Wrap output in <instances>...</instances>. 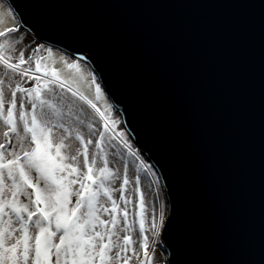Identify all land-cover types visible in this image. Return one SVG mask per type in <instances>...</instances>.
<instances>
[{"label":"water","instance_id":"95a60500","mask_svg":"<svg viewBox=\"0 0 264 264\" xmlns=\"http://www.w3.org/2000/svg\"><path fill=\"white\" fill-rule=\"evenodd\" d=\"M15 2L23 28L61 51L69 27L119 39L109 98L163 173L166 261L179 250L181 264H264L261 41L237 31L264 0Z\"/></svg>","mask_w":264,"mask_h":264},{"label":"snow or ice","instance_id":"6c2138e0","mask_svg":"<svg viewBox=\"0 0 264 264\" xmlns=\"http://www.w3.org/2000/svg\"><path fill=\"white\" fill-rule=\"evenodd\" d=\"M25 25L15 0H0V264H159L155 248L166 226L163 173L157 174L141 149H133L123 129L118 138L139 161L136 175L129 178L126 164L122 175L111 167L106 150V134L127 123L116 118L109 102L110 93H121L108 70L120 53L119 39L69 27L64 29L68 48L54 59L50 45L17 47L22 39L13 37ZM257 28L264 142V3L258 20L251 17L237 31ZM122 103L135 117V100ZM85 105L98 115L103 130L89 124L95 131L84 133L80 113ZM141 171L150 178L152 207ZM164 264H181L179 250Z\"/></svg>","mask_w":264,"mask_h":264},{"label":"rangeland","instance_id":"374dc122","mask_svg":"<svg viewBox=\"0 0 264 264\" xmlns=\"http://www.w3.org/2000/svg\"><path fill=\"white\" fill-rule=\"evenodd\" d=\"M13 39H22V42L19 43L17 45V47H26V46H33L34 47V44L35 43H39L24 28H22V30L19 33V35L17 37H13ZM53 49H54V51H53V58L54 59H58L61 50L56 49V48H53ZM40 54L41 55H47L43 51ZM57 66L58 67H62V65H60L59 63L57 64ZM65 71L67 72V69H65ZM81 90H86V89L85 88H82ZM109 102L112 103V101L110 100V98H109ZM99 106L101 108L105 107V102L103 100H101L99 102ZM84 108H85V111L83 113H80L81 119L84 120V124L81 126L82 127V130L84 131V133L87 135L91 131H95V129L103 130L102 129V122L99 120L98 115L95 114L94 111L90 107H88L87 105H85ZM114 115L116 116V118L119 121H123L121 114L119 113V111L117 110V108L115 106H114ZM89 124L95 125V129H91L90 130L89 127H88ZM121 129L124 130V132L126 133L127 138H130L131 139V143H132L133 149L138 148L133 143L132 138H131L128 130L126 129V126L124 125V123H118L116 125V130H115L114 133L106 134V149L107 148L110 149L111 150V153L113 154L112 157H111L112 158V161H113V164L111 163L112 166L114 168L120 169L121 170V175H122V173H123V166L126 164L127 165V168H128V175H129V178L131 179L137 173L139 161L136 159L135 156L130 155L129 152H128V150L124 147V145L120 143V139L118 137L120 135ZM108 135H111L112 136V139L108 140L107 139V136ZM78 147H79L78 144H73V148L74 149L75 148H78ZM141 154L143 155L144 159L148 163H151V162H149L147 160L146 156L142 153V151H141ZM157 174H158V171H157ZM140 175H141V180H142V188H143V190L149 196V207H152V202L151 201H152V192H153V189L148 186L149 181H150V178L147 177L146 174L143 171L140 172ZM114 187H118V185H114ZM161 189H162L161 199H163L164 204H165L164 214H165V217H166L167 216V212H168V203L166 201V196H165V193H164V190H163L162 183H161ZM128 191L129 192L131 191V185H129ZM127 194L128 193L126 192V195ZM155 207H156V219H157V222H159V213H160V204H159V202H157L155 204ZM129 210L131 211V208ZM161 232H162V230H161ZM148 235H149V237H151V233L150 232L148 233ZM157 239L159 240V244L155 248L156 258H157V261L159 262V264H164V262L166 261V257L167 256H166V252L161 250V245H160V242H161V233H160V235H159V237Z\"/></svg>","mask_w":264,"mask_h":264},{"label":"trees","instance_id":"16d2710c","mask_svg":"<svg viewBox=\"0 0 264 264\" xmlns=\"http://www.w3.org/2000/svg\"><path fill=\"white\" fill-rule=\"evenodd\" d=\"M106 150H107V152H108V154H109V155H108V158H109V160H110V166H112L113 161H112V158H111V157H112L113 154L111 153V150H110V149L107 148ZM111 163H112V164H111ZM112 167H113V166H112ZM115 167H116V166H115Z\"/></svg>","mask_w":264,"mask_h":264},{"label":"bare ground","instance_id":"6f19581e","mask_svg":"<svg viewBox=\"0 0 264 264\" xmlns=\"http://www.w3.org/2000/svg\"><path fill=\"white\" fill-rule=\"evenodd\" d=\"M32 35V34H31ZM33 36V35H32ZM34 37V36H33ZM35 38V37H34ZM35 40H37L36 38H35ZM38 41V40H37ZM39 42V41H38ZM39 43H41V42H39ZM162 183V182H161ZM163 186V185H162ZM163 190H164V188H163ZM165 193V192H164ZM166 196V195H165ZM167 200V199H166ZM167 217V216H166ZM166 221V220H165Z\"/></svg>","mask_w":264,"mask_h":264}]
</instances>
